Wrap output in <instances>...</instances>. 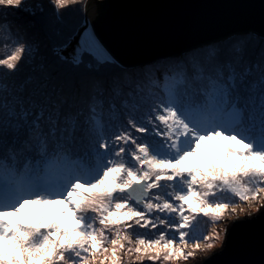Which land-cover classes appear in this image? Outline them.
<instances>
[{
    "label": "snow or ice",
    "instance_id": "snow-or-ice-1",
    "mask_svg": "<svg viewBox=\"0 0 264 264\" xmlns=\"http://www.w3.org/2000/svg\"><path fill=\"white\" fill-rule=\"evenodd\" d=\"M107 7L0 0V264H215L264 221V26L125 61Z\"/></svg>",
    "mask_w": 264,
    "mask_h": 264
},
{
    "label": "water",
    "instance_id": "water-1",
    "mask_svg": "<svg viewBox=\"0 0 264 264\" xmlns=\"http://www.w3.org/2000/svg\"><path fill=\"white\" fill-rule=\"evenodd\" d=\"M109 7L88 19L114 55L125 61L148 60L209 40L264 26V0H98ZM256 213L253 216H258ZM246 217L234 221H245ZM232 221V223L234 222ZM264 221L240 223L230 241L214 252L215 264L260 261ZM191 264H196L191 261Z\"/></svg>",
    "mask_w": 264,
    "mask_h": 264
},
{
    "label": "rangeland",
    "instance_id": "rangeland-1",
    "mask_svg": "<svg viewBox=\"0 0 264 264\" xmlns=\"http://www.w3.org/2000/svg\"><path fill=\"white\" fill-rule=\"evenodd\" d=\"M222 143H226V142H222ZM235 146H236V147H239L238 145H235ZM240 207H245V205H242V204H241V205H237V214H236V215H234V216H228V215H226V217H225V222H226V223L231 224L232 221H234V220H236V219H240V218L246 217L244 213L239 212V208H240ZM229 211H230V210H229ZM255 214H256V213L253 212L251 215L253 216V215H255ZM219 227L223 228L224 225L221 224V225H219ZM222 246H223V245L218 244V245L216 246V248H214L212 251L214 252V251H216V250H219ZM189 264H191V262H189Z\"/></svg>",
    "mask_w": 264,
    "mask_h": 264
},
{
    "label": "bare ground",
    "instance_id": "bare-ground-1",
    "mask_svg": "<svg viewBox=\"0 0 264 264\" xmlns=\"http://www.w3.org/2000/svg\"><path fill=\"white\" fill-rule=\"evenodd\" d=\"M92 14H91V11L89 10V16H91Z\"/></svg>",
    "mask_w": 264,
    "mask_h": 264
}]
</instances>
